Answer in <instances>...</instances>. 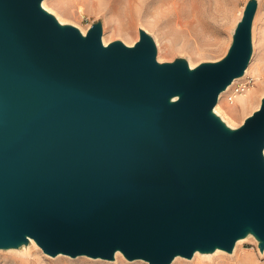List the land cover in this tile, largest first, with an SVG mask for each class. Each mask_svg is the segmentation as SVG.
Masks as SVG:
<instances>
[{
  "label": "water",
  "instance_id": "1",
  "mask_svg": "<svg viewBox=\"0 0 264 264\" xmlns=\"http://www.w3.org/2000/svg\"><path fill=\"white\" fill-rule=\"evenodd\" d=\"M43 0H0V248L171 264L264 252V96L240 127L215 107L253 56L249 0L224 57L160 63L145 30L107 46Z\"/></svg>",
  "mask_w": 264,
  "mask_h": 264
},
{
  "label": "rangeland",
  "instance_id": "2",
  "mask_svg": "<svg viewBox=\"0 0 264 264\" xmlns=\"http://www.w3.org/2000/svg\"><path fill=\"white\" fill-rule=\"evenodd\" d=\"M249 0H47V10L66 24L81 31L101 21L102 39L107 45L121 40L128 46L140 39V29L154 39L157 60L160 63L186 59L194 67L203 62L216 61L226 55L233 41V34ZM259 7L253 26V56L245 78L239 84L246 91L229 102L225 93L216 105L217 114L226 117L233 128L259 108L264 96V0ZM82 31V32H83ZM246 94L244 97L241 96ZM246 98V103L242 99ZM215 107V108H216ZM230 116V117H228ZM31 253L22 257L7 249H0V264H150L144 260L132 262L125 256L117 260L94 257H57L47 254L32 242ZM28 245V246H29ZM212 254V253H203ZM183 257L171 264H264V252L258 241L249 235L232 253L227 251L212 256ZM85 256V255H82ZM133 260V261H135ZM146 261V262H145ZM148 262V263H147Z\"/></svg>",
  "mask_w": 264,
  "mask_h": 264
},
{
  "label": "bare ground",
  "instance_id": "3",
  "mask_svg": "<svg viewBox=\"0 0 264 264\" xmlns=\"http://www.w3.org/2000/svg\"><path fill=\"white\" fill-rule=\"evenodd\" d=\"M42 6L46 9L47 8V0H43V2H42ZM48 9V8H47ZM46 9V10H47ZM50 12V11H49ZM54 13V12H53ZM58 17V16H57ZM58 20H59V22L62 24V25H64V24H66L65 23V21L62 19V18H58ZM83 31V30H82ZM83 33V35H86L85 34V31H83L82 32ZM103 40V39H102ZM104 45L105 46H107V41H106V39H104ZM190 67H191V69H194L195 67L192 65V64H190ZM246 74H247V70H246V72H245ZM243 78V76L242 77H239V78H236L233 82H232V84H230L227 88H226V90H224L221 94H220V101H221V99H222V97H223V95L225 94V93H227L228 91H230L241 79ZM244 78H245V76H244ZM246 94H244L243 93V95H241V96H245ZM242 102L243 103H246V98H243L242 99ZM219 106H217L216 108H215V111L217 112L218 110H217V108H218ZM228 117H230V116H228ZM222 119L229 125V126H233L232 125V123L224 116V117H222ZM246 238H248V237H246ZM246 238H242V239H239L238 241H237V243H236V246H235V249H237L238 248V246L240 245V243L241 242H243ZM30 242H32L33 244H34V246H37V247H39L38 246V244L33 240V239H30ZM29 244H23L22 246H20V247H18V248H7V251L8 252H13V253H15L16 255H18V256H20V257H22V261L24 262V261H28L29 262V258H26V259H23L25 256H29V254L31 253V246L29 245ZM0 249H2V248H0ZM234 249V250H235ZM220 252H224L223 250H221V249H217L214 253H212V254H203V253H201V252H199V251H196L195 252V254L193 255V259H194V257H198V255H201V254H203V255H206V256H212L213 254H215V253H220ZM61 256H65L64 254H59V255H57V257H61ZM124 257V255L122 254V252L121 251H117L116 252V254H115V260H117L119 257ZM55 257V256H54ZM81 257H87L86 255L85 256H82L81 255ZM181 258H183L182 256H177V257H175V259L173 260L174 262L175 261H177L178 259H181ZM94 260H99V259H94ZM129 260V259H128ZM132 262H137V261H144V260H135V261H133V260H131ZM146 262V261H145ZM16 264H19V263H17V262H15ZM148 263V262H147ZM29 264V263H28Z\"/></svg>",
  "mask_w": 264,
  "mask_h": 264
},
{
  "label": "built area",
  "instance_id": "4",
  "mask_svg": "<svg viewBox=\"0 0 264 264\" xmlns=\"http://www.w3.org/2000/svg\"><path fill=\"white\" fill-rule=\"evenodd\" d=\"M246 87L242 86L241 84H239V82L230 90L227 92V98L229 100V102L233 103L235 97L239 94L246 91Z\"/></svg>",
  "mask_w": 264,
  "mask_h": 264
}]
</instances>
